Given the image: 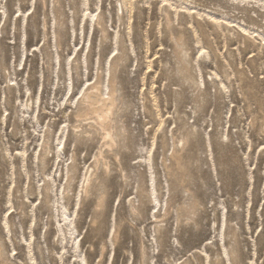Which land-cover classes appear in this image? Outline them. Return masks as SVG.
<instances>
[{
	"label": "rangeland",
	"instance_id": "374dc122",
	"mask_svg": "<svg viewBox=\"0 0 264 264\" xmlns=\"http://www.w3.org/2000/svg\"><path fill=\"white\" fill-rule=\"evenodd\" d=\"M0 264H264V0H0Z\"/></svg>",
	"mask_w": 264,
	"mask_h": 264
},
{
	"label": "bare ground",
	"instance_id": "6f19581e",
	"mask_svg": "<svg viewBox=\"0 0 264 264\" xmlns=\"http://www.w3.org/2000/svg\"><path fill=\"white\" fill-rule=\"evenodd\" d=\"M98 87H99V86H98ZM98 87H97V86H95V87L93 86V88H91V89H93V90H97ZM100 87H101V84H100ZM100 87H99V88H100ZM91 89H89V90L91 91ZM112 89H113V88H112ZM97 91H99V90H97ZM97 91H96V92H97ZM87 92H88V91H87ZM91 92L93 93V91H91ZM91 92H90L89 94L86 93V96H85V100H86V101H85V102H87V100H92V99H91V97H92ZM113 92H114V91H113ZM98 93H99V92H98ZM110 93H111V91H110ZM90 94H91V97H90ZM93 94H94V93H93ZM111 94H112V93H111ZM111 94L109 95V98H108V99H104V100H107V101L110 100V101H112V100H113V95H111ZM114 94H115V93H114ZM99 95H100V93H99ZM94 96H95V95H94ZM99 98H100V97H99ZM102 99H103V98H102ZM114 99H115V98H114ZM98 100H100V99H98ZM104 100H103V102H104ZM96 101H97V100H96ZM107 101H106V102H107ZM112 103H113V102H112ZM112 103H111V105H114V104H112ZM86 104H87V103H86ZM98 104H99V103H98ZM98 104H97V105H98ZM109 104H110V103H109ZM89 106H90V105H89ZM99 106H100V105H99ZM101 106H102V104H101ZM95 107H96V106H95ZM95 107H93V108H95ZM89 108H90V107H89ZM97 108H98V107H97ZM100 109H101V108H100ZM102 109L104 110V107H103ZM88 110H89V109H88ZM88 110H87V111H88ZM90 110H92V106H91ZM98 110H99V109H98ZM92 111H93V110H92ZM95 111H96V108H95L94 112H95ZM100 111H102V110H100ZM100 111H99V112H100ZM105 111H106V110H105ZM110 111H111V109H107V112H103V111L101 112L102 115H101L100 118L98 119V120L101 122V124H103V123L108 119V113H109ZM85 112H86V111H85ZM88 112H89V111H88ZM92 114H95V113H92ZM96 114H97V113H96ZM99 114H100V113H98V115H99ZM96 117H97V116H96ZM98 120H97V121H98ZM99 121H98V122H99ZM98 122H97V123H98ZM105 123H106V122H105ZM101 124H100V126H102ZM103 126H104V125H103ZM109 134H110V133H109ZM108 137H109V136H108Z\"/></svg>",
	"mask_w": 264,
	"mask_h": 264
}]
</instances>
